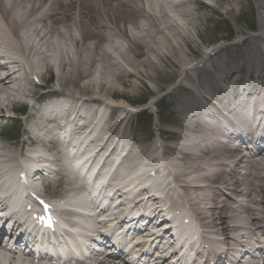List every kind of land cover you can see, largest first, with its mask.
Masks as SVG:
<instances>
[{
    "label": "bare ground",
    "instance_id": "obj_1",
    "mask_svg": "<svg viewBox=\"0 0 264 264\" xmlns=\"http://www.w3.org/2000/svg\"><path fill=\"white\" fill-rule=\"evenodd\" d=\"M238 1L0 0V42L6 46L3 54L7 58L0 64L3 72L0 76V106L3 108L11 105L12 83H18L15 94L23 95L27 86H33L31 76L39 77L49 70L56 71L57 78L67 71L66 82L74 88L60 89L65 96L64 102L69 103H65V108L58 105L57 114L61 117V113L74 115L73 119L79 117L85 121L92 118L87 110L88 104L94 102L82 97L84 88L89 87L85 83L90 76H95L94 81L98 78L117 79L125 71L138 77L144 75L157 85L181 77L177 86L185 92L174 96L176 99L172 103L178 102L180 107L176 113L182 114V129L172 130L178 135L174 144H161L168 170L164 173V168L160 167L159 171L162 172L161 184L165 182L169 207H186L198 224L197 235L207 246V250L202 249L200 254L215 250L216 259L210 262L205 259L209 264H218V259L227 256L238 264L242 252L250 250L249 245L260 251L264 248L258 240L261 237L264 242V114L259 116L258 128L245 121L246 117H251L248 116L249 110L245 113L234 110L241 105L245 108L249 96L264 95V57L257 64L251 61L249 54L235 57L232 52V62L236 63H232V67L237 68L232 71L231 67L226 68L227 58L214 59L211 52L202 65L195 67L198 70L190 73L194 67L177 38L188 44L189 31H193L203 17L195 10L189 11L186 7L190 4L198 5L197 9L207 6L226 13L233 10ZM259 4V9L264 11V0H259ZM260 21L264 24L263 18ZM259 39L264 41L262 36ZM251 49L264 56V44L251 46ZM125 64L140 68L130 71ZM258 71L254 77L253 73ZM235 72H239L236 84L225 85ZM254 78L257 80L250 85ZM232 95L239 96L238 103ZM78 99L82 102L73 104ZM217 103L227 105L228 108L224 109L228 116L234 113L236 116L226 120L223 117L226 121L223 124L221 117L224 113ZM205 109L209 120L203 119ZM45 112L50 114L49 110ZM84 120L79 123L85 124ZM125 126L128 130L132 128L128 122ZM221 127L230 131V138L225 143L220 139ZM80 129L77 126V132L80 133ZM236 129L239 133L234 134ZM28 139L34 143L38 141V138ZM119 141L120 138L115 144ZM243 146H246L245 150L241 149ZM4 148L0 145V151ZM141 148L134 152V158L131 152L128 154L126 160L129 164L134 160L137 165L140 160L135 159L144 160L145 150ZM4 155L3 152L0 154V166L7 162ZM167 175L168 179L165 178ZM71 181L60 172L52 184L55 187L71 185L75 191L82 188L81 184ZM149 181L151 179L146 178L144 184ZM139 183L143 185L142 178ZM151 186L156 187L153 182ZM174 190L179 194L176 195ZM148 199L155 203L150 210L151 220L157 219L160 225H165L160 201L153 196ZM134 202L137 205L141 199ZM151 235L158 238L162 233ZM110 261L106 257L101 264ZM245 264H264V254Z\"/></svg>",
    "mask_w": 264,
    "mask_h": 264
},
{
    "label": "rangeland",
    "instance_id": "obj_2",
    "mask_svg": "<svg viewBox=\"0 0 264 264\" xmlns=\"http://www.w3.org/2000/svg\"><path fill=\"white\" fill-rule=\"evenodd\" d=\"M259 5V0H239L234 9L227 10L226 13L217 9L212 10L207 6H202V8L199 9H197L198 5L190 4L187 6L186 8L189 11L192 12L195 10L197 13L203 15L201 18L199 17L200 19L196 23L197 27H195L193 31H189L190 37H187L188 44H185L180 37L177 38L183 53L191 59V66L193 65L194 67V69L192 71L189 70V72L193 73V71L198 70V68L195 69L198 64L197 62L204 60L210 52L214 53V59L218 57L223 59L227 58V66L230 64L229 61L233 58V53L235 57L249 54L251 61L259 62L264 56L260 54L261 52L251 49V46L264 44V41L259 39L260 34L264 33V24L262 23V25L260 21L261 18L264 19V11L259 9ZM168 9H171V7L169 6ZM46 55L48 58L49 54L46 53ZM124 66L130 69V71L132 68H134V70H139L140 68L139 66L133 67L127 64ZM65 69H67V67ZM122 74L123 76L117 75L120 76L117 77V79H104L101 77L102 79L98 78L94 81L95 76H90L88 77L89 79L86 78L88 82H86L85 85L89 87L84 88V96L88 99H98L97 101L99 103H103V107L115 109V114L117 113L118 116L124 115V110L111 108L109 102L127 110L131 108L137 109L139 112L132 114L130 119L133 126L136 127L134 131L135 134L139 136L140 144L144 140V137L150 138L149 136L152 134L154 136L158 134L160 137H163L165 145H172L178 141L177 133H173L172 130L182 129V123H180L175 116L176 107H178L176 104L178 102L172 103V100L176 99L174 96H178L181 92L184 94L185 92L180 91L182 89L177 86L181 77H177L172 82L170 81L163 85H157L144 75L138 77L126 73L125 71H123ZM257 74H259V71ZM42 76V82L47 84L43 89H52L53 85L56 84L60 89L63 87L73 88L66 82L67 71L61 74L59 78H57L58 74L56 71L55 75L52 74V70H49L48 73L44 72ZM92 80L94 83H91ZM38 89V87H35L36 93L39 92ZM41 98L40 96L39 99ZM105 111L108 110L106 109ZM143 111H145L147 115H144ZM2 112L4 113L6 111ZM9 115H11V113L7 114V116ZM24 116L26 117V115ZM25 117L19 119L13 116L6 119L13 131L9 132L8 135H6L5 131L1 133L0 142L3 145L12 148L15 142L17 144L19 143L17 137L19 131L22 130L24 127L23 125L26 123ZM13 118L18 120L14 122ZM12 122H14V125ZM157 128H159V130ZM7 136L12 139H7L5 141L4 137ZM14 138H17V141L13 140Z\"/></svg>",
    "mask_w": 264,
    "mask_h": 264
}]
</instances>
